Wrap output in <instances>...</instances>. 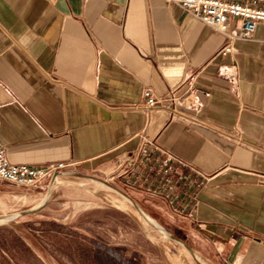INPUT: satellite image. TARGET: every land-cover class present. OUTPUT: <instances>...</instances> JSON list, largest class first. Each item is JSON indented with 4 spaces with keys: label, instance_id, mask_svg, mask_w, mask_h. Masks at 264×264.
<instances>
[{
    "label": "crops",
    "instance_id": "obj_1",
    "mask_svg": "<svg viewBox=\"0 0 264 264\" xmlns=\"http://www.w3.org/2000/svg\"><path fill=\"white\" fill-rule=\"evenodd\" d=\"M226 43L168 0H0L9 160L157 185L148 169L120 173L154 142L211 176L172 188L189 229L230 262L264 264V23L224 55ZM146 89L162 100L150 109Z\"/></svg>",
    "mask_w": 264,
    "mask_h": 264
},
{
    "label": "rangeland",
    "instance_id": "obj_2",
    "mask_svg": "<svg viewBox=\"0 0 264 264\" xmlns=\"http://www.w3.org/2000/svg\"><path fill=\"white\" fill-rule=\"evenodd\" d=\"M139 190L76 169L39 187L0 181V216L11 215L0 221V264H235Z\"/></svg>",
    "mask_w": 264,
    "mask_h": 264
},
{
    "label": "built area",
    "instance_id": "obj_3",
    "mask_svg": "<svg viewBox=\"0 0 264 264\" xmlns=\"http://www.w3.org/2000/svg\"><path fill=\"white\" fill-rule=\"evenodd\" d=\"M179 5L187 14L224 33L227 43L220 50L221 54L232 52L237 40H252L260 23H264V0H168ZM147 108L155 107L159 102L157 96L146 89L143 93ZM191 95L182 98L181 103L189 105ZM128 168H122L120 173L148 169L162 175V184L152 185L145 180H129L131 186H138L148 195L162 199L167 209L175 215H184L188 201L177 204L179 195L173 193L174 185L192 186L194 190L205 188L211 176L196 169L172 152L156 143L144 144L127 158ZM73 163L64 161L50 163L44 167H33L28 164L12 163L7 155V147L0 139V181H8L28 187H39L49 178L59 177V173L72 167ZM188 168L191 173L186 174ZM193 173V174H192ZM165 209V208H164ZM162 209V210H164Z\"/></svg>",
    "mask_w": 264,
    "mask_h": 264
},
{
    "label": "water",
    "instance_id": "obj_4",
    "mask_svg": "<svg viewBox=\"0 0 264 264\" xmlns=\"http://www.w3.org/2000/svg\"><path fill=\"white\" fill-rule=\"evenodd\" d=\"M113 188L116 190V191H120L117 187H115V186H113ZM125 194V197L126 198H128V199H130L129 197H128V195L126 194V193H124ZM35 209H30V210H27L26 211V213H28V212H31V211H34ZM147 218V217H146ZM148 219V218H147ZM149 220V219H148ZM150 221V220H149ZM152 222V221H151ZM156 227H158L159 229H161L163 232H165V233H168L161 225H159L158 223H155V222H152ZM190 247V246H189Z\"/></svg>",
    "mask_w": 264,
    "mask_h": 264
},
{
    "label": "bare ground",
    "instance_id": "obj_5",
    "mask_svg": "<svg viewBox=\"0 0 264 264\" xmlns=\"http://www.w3.org/2000/svg\"><path fill=\"white\" fill-rule=\"evenodd\" d=\"M56 179H59V177H56ZM128 200V199H127ZM144 214V213H143ZM11 216V215H10ZM10 216H0V221H5L6 219H8V218H10ZM146 217L150 220V221H152V222H155V223H157L156 222V220H154L153 218H150L148 215H146ZM155 227V226H154ZM158 228V227H157ZM159 229V228H158ZM160 230V229H159ZM206 264V263H205Z\"/></svg>",
    "mask_w": 264,
    "mask_h": 264
}]
</instances>
